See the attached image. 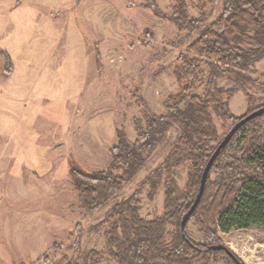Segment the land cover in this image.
I'll list each match as a JSON object with an SVG mask.
<instances>
[{
  "label": "rangeland",
  "instance_id": "rangeland-1",
  "mask_svg": "<svg viewBox=\"0 0 264 264\" xmlns=\"http://www.w3.org/2000/svg\"><path fill=\"white\" fill-rule=\"evenodd\" d=\"M186 2L191 17L207 16V25L222 12L223 0L203 11L198 0ZM174 5L175 0H0V264L63 258L83 264L90 251L103 255L100 264H116L106 244V215L163 164L180 131L172 128L134 180L102 209H86L70 171H108L118 132L133 143L137 129L146 128V114L166 115V100L179 93L178 58L198 37L169 20ZM263 76L264 60L252 73L254 79ZM202 93L200 87L195 94ZM249 96L255 107L264 105V90L240 92L230 102L237 118L247 114ZM213 117L222 139L233 125ZM254 125L263 132L264 116ZM243 136L227 154L238 153ZM187 176L188 167L175 172L181 188ZM138 199L145 220L164 214L162 184L156 191L145 185ZM185 234L196 245L208 244L192 221ZM219 238L235 264H264L263 228ZM214 261L225 264L220 255Z\"/></svg>",
  "mask_w": 264,
  "mask_h": 264
},
{
  "label": "trees",
  "instance_id": "trees-1",
  "mask_svg": "<svg viewBox=\"0 0 264 264\" xmlns=\"http://www.w3.org/2000/svg\"><path fill=\"white\" fill-rule=\"evenodd\" d=\"M218 1L198 3L203 11L206 5ZM170 15L169 20L179 30L198 37L178 58L175 76L179 93L166 100V115L146 114V128L137 129L133 143L118 132L108 171L89 174L73 166L71 179L88 211L102 209L134 180L166 134L172 128L179 129L163 164L132 197L107 213L105 237L110 256L116 264H215L214 257L220 255L225 264H235L227 250L212 248L222 246L219 233L256 226L264 229V131L254 125L255 120L234 137L244 134L238 153L227 154L233 139L213 165L200 205L191 218L208 244L196 245L187 237L183 240L179 227L199 193L204 169L224 138L219 136L213 116L235 125L264 106L255 107L249 96L245 116L237 118L230 111L236 94L264 90V79L252 77L256 65L264 60V0H223L221 14L209 25L207 16L191 17L186 0H175ZM222 81L231 87L221 86ZM200 87L203 93L196 95ZM250 126L253 128L247 137ZM181 167H188L184 188L175 177ZM114 172L120 174L114 176ZM147 184L155 191L161 184L164 188V214L153 220L140 215L138 198ZM169 227L175 231L170 232ZM102 260L101 253L90 251L84 255L83 264H100ZM48 264L76 263L63 258Z\"/></svg>",
  "mask_w": 264,
  "mask_h": 264
},
{
  "label": "water",
  "instance_id": "water-1",
  "mask_svg": "<svg viewBox=\"0 0 264 264\" xmlns=\"http://www.w3.org/2000/svg\"><path fill=\"white\" fill-rule=\"evenodd\" d=\"M262 116H264V106L261 107L260 109L256 110V111H254L250 115H247L246 117L241 119L238 123L233 125L231 130L227 133V135L223 138L220 145L217 147L216 151L214 152L213 156L211 157L206 168L203 171L201 183H200V188H199V193H198V195L194 201V204L191 207V209L189 210V212L186 215H184V217L182 218V220L180 222L179 233H180V236L183 240H187L186 234H185L186 227H187L188 223L191 221L193 214L196 212L197 208L200 205V202H201L202 197H203L204 192H205L206 183H207V180L210 176L211 169H212L213 165L215 164V162L217 161V159L219 158L221 153L224 150H226V148L231 143V141L234 139V137L237 135V133L244 126H246L248 123H250L251 121H254V120H256ZM212 250L213 251H222V250H226V249L221 246V247H213Z\"/></svg>",
  "mask_w": 264,
  "mask_h": 264
}]
</instances>
